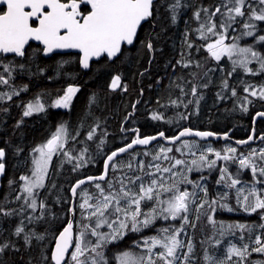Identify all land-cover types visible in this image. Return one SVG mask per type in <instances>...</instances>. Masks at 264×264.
Returning a JSON list of instances; mask_svg holds the SVG:
<instances>
[{
  "label": "snow or ice",
  "instance_id": "snow-or-ice-1",
  "mask_svg": "<svg viewBox=\"0 0 264 264\" xmlns=\"http://www.w3.org/2000/svg\"><path fill=\"white\" fill-rule=\"evenodd\" d=\"M182 7L181 0H174L167 6L171 14L173 23L177 20L178 9ZM157 8L156 0H0V54H13L15 57H25L27 48L31 47L30 42H37L38 47L35 49L41 52L43 56H50L53 53L75 50L79 54V64L83 69H89L93 60L105 58L107 61H114L122 55L126 47L133 46L139 41V32L145 22H150L155 18ZM247 10V11H246ZM205 16L202 19L201 13ZM193 18L198 22L199 27L196 31L199 38L208 40L209 34L215 37L211 43H207L206 51L209 56L219 62L223 57L231 60L233 68L236 71L237 66L242 68L245 73L257 75L264 73V56L252 47H240L237 43H226L228 39V30L233 25L243 21L242 27L245 31L241 36H254L257 31H264V28H258L256 22L264 24V0H221V2L210 7H200L193 13ZM239 18V19H238ZM234 30V29H233ZM188 32H185V43L191 49L193 44L187 39ZM241 37H234L233 41ZM258 42L264 43V34L258 35ZM149 52L153 51L151 40L139 41ZM42 46V47H39ZM236 57V59H234ZM253 62L259 63V69L254 70L248 67ZM183 68L191 66V61H185L183 54L181 60L177 61ZM197 67H202L199 63ZM0 67L8 73L7 77L0 74V85H9L12 79V73L15 66L0 62ZM20 68L24 65L20 64ZM175 70V69H174ZM209 69L208 71H212ZM204 72V76L208 75ZM232 72L228 75L231 76ZM195 81L197 74L189 73ZM183 79V78H178ZM186 81L185 85L176 84L182 96L190 95L196 97V105L202 96H197L199 88H206L207 83ZM186 84H191L188 92L185 91ZM24 86L21 90H26ZM121 87V76L115 75L110 82V88L116 90ZM223 90H228V81L222 82ZM123 91H127V86H123ZM77 86H68L63 95L55 100L54 106L57 108H69L73 97L79 92ZM244 92L247 94L240 97L241 110L248 111L247 104L252 101L248 97H254L264 100V85L258 88L255 85H246ZM14 95H19L15 88L11 93L0 94V99L6 97L11 100ZM231 96L237 97V92L231 89ZM218 99L224 100L226 97L222 93H217ZM95 99L94 97L92 98ZM159 103V101H157ZM138 103V102H137ZM193 101H183L179 97L176 100L170 99V104L179 107L183 104L185 108ZM167 107V105H162ZM135 108V105H133ZM44 105L37 100L35 103H28L23 112L24 117L33 113L43 112ZM179 119H188L191 113L185 115L178 113ZM258 117L264 118V112H258ZM151 119L155 121L164 120L162 113L153 112ZM171 122V121H167ZM96 127H99L97 125ZM122 131L126 129L122 128ZM136 136L126 146L120 147L110 154H107L103 161V171L97 176H88L86 179L78 180L70 189L73 198L79 196L82 202L78 204L82 220L88 223L82 224L81 230L74 236L73 222L68 221L63 230L59 232L55 240L54 250L51 252V264H109L105 256L104 249L109 243L123 239L129 232H139L142 228L152 226L156 220L180 221L179 226L165 227L159 230L161 236L144 239L143 245L147 253L144 255H133L129 251L123 252L117 259L119 264H157L162 261L163 264H189L194 252L192 238L189 237L187 244L181 239V233L187 235L186 226L196 228V222L201 216H206L213 230H218L222 236L235 235L239 230L241 235L238 237L242 244L237 247L229 243L226 253L222 257H212L205 254V261L208 264H244L248 256L253 252L264 254V233L253 236L256 225H247L243 223L228 224L217 221L214 216L218 211L226 210L233 212L236 209L230 207L227 201L229 198L228 191L221 192L217 196L210 197L208 187L189 178L186 173L193 171H203L205 168L211 170L217 168V162H225L219 167V180L217 184L223 185L226 189H235L236 206L246 213H262L261 220H264V188H258L257 185H264V148L251 149L247 156L237 155V148L226 147L221 151H216L211 147L201 148L195 141H183L180 147L175 151L185 155L184 149L188 150L193 158L189 161L170 156L173 152L172 147L160 146L158 152H144L145 156L151 155V160L145 164L143 161H136V153H132V160L127 163L121 162L116 158L128 152L136 145L148 146L152 141L163 139L167 143L175 144L182 137L195 136L201 139L214 135L212 132L193 131L184 128L179 131L178 135L173 137L165 136L164 132L157 135L141 137L139 129H133ZM96 134V128H92L87 133V140H93ZM79 135V133H77ZM68 137L67 129L61 125L55 133L47 140L45 144L34 149L38 157L34 158L32 178L21 176L24 181L22 193L26 194L24 203L35 212L37 210L36 189L45 187V178L48 174L49 166L54 154L62 151ZM75 139V137H72ZM224 139H228L225 135ZM253 137L247 140H237V144H247ZM264 140V136L260 137ZM100 140V145L104 144ZM98 145V147L100 146ZM87 149H82L79 156H72L70 152H64V156L69 161L76 160L73 170L86 166L88 161L85 158ZM199 152V155H197ZM209 155L213 159H209ZM5 150L0 148V175L5 172ZM259 160V163H257ZM162 161H168V166H164ZM237 162L242 170H249L251 173V185L244 183L242 185L239 175L233 176L228 169L227 162ZM127 168L128 172H123ZM174 169H183L174 171ZM117 171L123 172L120 176L112 175ZM129 172L138 173L129 175ZM179 176L177 181L175 178ZM171 179L172 183H168ZM201 180L206 179L201 176ZM12 182L9 181V184ZM90 183L96 189L95 193H90L81 186ZM180 185H191L192 191L181 189ZM55 185H53L54 187ZM239 186V187H238ZM80 190L78 193L77 190ZM199 190V191H197ZM200 193L203 195L201 196ZM166 197V198H163ZM17 200L21 199L18 195ZM149 210L145 211V206ZM195 205V219L190 220L189 216L193 212L192 206ZM210 209L208 212L205 209ZM40 209H45L44 202H40ZM204 209L205 211H201ZM69 211L75 215V210L69 208ZM14 210H6L0 205V216L10 218ZM40 217H35L39 220ZM27 219L31 222L34 217L29 216ZM218 225V228H217ZM109 231H101L102 228ZM264 229V224L258 225ZM244 232H248L247 239L255 246L249 251V243L244 242ZM26 246H31L34 233H25L23 220L14 230L13 235L20 237ZM94 238L93 239H90ZM37 240H43V236H35ZM221 240H216L217 247L221 245ZM9 242L5 241L0 244V254L8 247ZM14 250L15 246H12ZM161 249L155 252L154 249ZM186 248V251L184 249ZM71 250V251H70ZM236 257V260H233ZM48 259V257H44Z\"/></svg>",
  "mask_w": 264,
  "mask_h": 264
},
{
  "label": "trees",
  "instance_id": "trees-1",
  "mask_svg": "<svg viewBox=\"0 0 264 264\" xmlns=\"http://www.w3.org/2000/svg\"><path fill=\"white\" fill-rule=\"evenodd\" d=\"M173 2L174 0H158L156 2L157 8L155 10V18L152 20V22L149 23V26L154 27L152 32L153 34L150 38L151 42L153 43L155 52L154 57H151L146 47H143L139 42L142 39L141 36L146 38L147 35L146 31H144L146 25H143L142 30L139 34V41L135 45L136 47H138L137 53H133L124 57L121 63H105V65L100 66L98 70L92 73H87V75H91V77L85 83V80H80L81 85L84 83L83 92L78 97L71 113L63 114L62 112L50 111L45 115H39L29 119V121L26 122L27 125L16 127L15 122L16 120L20 121V119L22 118V109L24 107L20 105V101L23 98H16L11 104H9L10 111L8 113H6L5 111H0L1 140L2 135L6 133L8 135L7 140H12L11 143L13 149H15L16 151H21L22 149H29L33 145L43 142L48 137L47 134L49 133V130L53 128L57 122L69 123L71 127L76 128L78 125H80V123L84 124L86 119L92 121V118H94L97 120L100 119L103 123H105L106 131L110 134V143H115L110 148L106 144L104 145L106 149L105 153L110 154L111 151L116 150L122 144L127 142L125 140L123 141V143H120L118 141L117 143L114 141L117 140L118 136L120 139L126 138L122 133L121 126L127 119L128 113L133 111V105L138 100L140 101V103L136 108V113L131 117L130 121L127 122L128 124L126 125V128L129 130L139 129L141 135H152L161 131H165L168 136H173L172 133L168 134V119L170 117L177 116L178 113H191L188 123L184 126H190L194 125L195 122H200L199 130H209L216 133H229L232 137L237 139L247 138L252 129L253 115L259 110L264 111V103L258 102L257 105H255V107H253V109L251 110L250 115H246L241 114L237 108H234L235 105L225 107L226 105L224 104V102L219 103L215 101L213 93L209 90H211L212 88H219L220 85H218L217 87H212V84H209V82L203 80V77H205L204 72L208 71L209 69L203 72L202 77L199 76V79L201 80L198 82L200 84H208L206 88H199L198 90L202 93L205 91L209 93V100H206L209 101V103H203V106L198 105L196 107L192 99L193 103L189 104L187 108L183 107L181 109H178V107L174 105H170V107L168 108L162 107V105L166 104V99L168 100L178 91L180 92L179 88H177L175 85H185L186 81H192L191 78L193 77L189 75V73H192V70L194 71L195 67H197V63L203 65V62L206 59H204V56L202 55H198L196 58H192L190 54L194 52V49L196 47L195 43H200L199 33L196 31V29L199 27V24L193 18L194 11H196L200 7H210L214 9V6L219 4L221 0H181L182 7L178 9L177 20L175 23L171 21V14L167 10V6ZM202 16L203 14H201V17ZM186 31L188 32L187 39L193 44V47L190 49V53L187 51L188 47L185 43ZM260 47L261 46H259V49ZM182 54L185 61H191V65L193 67L191 68L190 72L189 69H185L188 70L185 71L183 67L177 64V61L181 60ZM42 66L46 67L45 64L40 65V67ZM220 67L221 70H212L216 77L215 80L217 81L218 79L219 82H223L224 80L233 78L234 85L231 87V89H242V85L244 84V82H246V78L252 76L250 74L247 76L244 75L239 69H237L236 72H238L240 77L236 76V72H232L233 67L230 64L229 60H225ZM229 72H232L231 76L228 75ZM56 73L57 75H60L65 72ZM120 73L123 74V81L127 82L130 87V89L126 92L115 91L110 88L112 77ZM40 74V71L36 69L34 71H30L29 69V71L26 72V76L32 78L30 80V90H35V88L40 89L43 87L42 85L46 84L47 88H43L46 90V93L50 97L46 96L45 98L48 97L51 99L52 91L50 88V82H47L48 79L46 76L42 77L40 76ZM77 75L78 73L76 74V76ZM35 81H37L38 84ZM247 82L262 83L264 81L259 78H252L250 80H247ZM33 83L35 86L33 85ZM159 83L161 84L160 86H158ZM190 85L191 84H186L185 87L190 88ZM141 92H143V95L141 94ZM188 96L189 95H186L185 97L188 98ZM198 96H201V94ZM93 97L95 98L94 100L92 99ZM202 97L203 100H205V97ZM181 100H184L186 102L184 97ZM157 101H159V103ZM256 106H258L257 108L259 110L256 109ZM198 107L200 111L199 114L195 113V109H197ZM149 108L150 111L148 110ZM156 110L166 116L164 120L155 121L151 119V114ZM60 116L63 118V120L56 121ZM212 122L221 123V128H214ZM257 132L259 134L264 133V120L259 121V123L257 124ZM127 137H130V139H132L134 135H127ZM130 139L128 141H130ZM82 140L84 143L87 142L88 144L87 148L91 156L90 158L88 156V163H90L89 167L84 166L73 170L74 165L77 162L76 160L69 161L68 159H65L63 157H58L52 164L47 186L39 193L40 201L46 202L48 201L46 198L48 192L53 191L54 193L60 195V193L64 191L62 197L59 198V202L60 205L62 203L67 204L64 207L65 214H63L64 212L60 209V206L58 207L59 210L57 211L58 215L64 218L60 229H62L68 222L67 221L65 223V215L67 214V220H69L70 218L69 208L71 207L72 201L70 189L77 180L82 178H79L78 175H76V171L82 170L85 171V174L93 175H99L103 171V161L105 160V158L99 153V150L101 148L100 140L98 138H95L91 141H85V138H82ZM2 144L4 145L1 147L4 148L7 153V157L5 160L7 170L3 179V187L0 193V202H4L5 200V195L7 194V183L13 172V165L9 158L8 150L5 148L6 146L3 140ZM215 144L216 146L221 147V144H223V142L220 141L216 142ZM98 145L100 146L98 147ZM239 150L242 152H248L251 150V147L239 148ZM144 151L146 150L137 149L133 152L138 154L143 153ZM23 158L26 159L25 156H23ZM23 158L17 157L18 160L16 164L18 165L17 167L19 170H17V172L19 171V173L24 167L25 161ZM126 159L122 158L119 159V161H123ZM124 163H127V161H124ZM24 170H26V168ZM13 173L16 172L14 171ZM19 173L14 174V179H16V182L18 180ZM110 174H112V172H110ZM53 185L55 186L53 187ZM89 190H92L93 193L96 192V189L94 187H91ZM8 193L14 196V193ZM212 194L213 196L215 195L214 191L212 192ZM81 202L82 199L78 196L76 206ZM147 208L148 206H145V210ZM259 213L262 215L261 212ZM218 215L219 216L216 217V220L220 222L222 221L232 224L243 223L247 225H256L257 227L258 225L264 223V220L261 221V215L250 216L244 213L236 215L222 213ZM78 218L79 214L77 213L76 219ZM175 222H178L175 223L176 225L180 224L179 220ZM210 225L211 224L208 223L206 216H201L200 220L197 221L195 233L197 234L196 238L198 239V241L201 240V238L203 241H205L208 237H210V235H212L214 230L213 226ZM157 227L158 224L155 223L148 228H142L139 232L129 231L123 237V239L117 240L107 245L105 249L108 248V250L104 249L106 257L109 261H111L112 264H114V259L111 257L115 254V252L123 253L125 251H137L139 246L143 245L142 241L153 232V229L156 230ZM6 234L7 233H5V235ZM247 237H245L244 242H251L247 239ZM0 238L2 239L3 235L0 236ZM1 239L0 243L2 242ZM239 242L241 245V240H239ZM200 248L204 249L201 245ZM157 252H159V250ZM202 253L203 250L197 254L201 259V263L199 264H205ZM256 258L257 256L252 253L250 256H248L247 263L249 262L248 264H253ZM28 260L30 259L25 258V260H23L22 255H18L13 252L11 253L9 251L0 255V264H27Z\"/></svg>",
  "mask_w": 264,
  "mask_h": 264
},
{
  "label": "rangeland",
  "instance_id": "rangeland-1",
  "mask_svg": "<svg viewBox=\"0 0 264 264\" xmlns=\"http://www.w3.org/2000/svg\"><path fill=\"white\" fill-rule=\"evenodd\" d=\"M204 16L205 15H203L201 18H204ZM256 23L258 24V28H264V24H261L260 22H256ZM242 24H243V22L241 20L239 23L234 24L233 28H230L228 30V35H229V38H230L228 43L235 42L240 47H252L254 50L260 52L262 56H264V43L258 42V39H257L258 35L264 34V31H257V33L254 36H251V37H249V36H241V34L245 31V29L242 27ZM234 37H241V38L238 39V40L233 41ZM212 38H214V37L209 34L208 40L200 39V41H199L200 43H195L196 47L194 49V52L191 53L192 58H196L198 55L204 56L203 57L204 59L206 58L205 61L203 62V65H201L202 67H195L194 71L192 70L193 73L197 74L195 82H199L201 80V79H199V76L202 77L203 76V72L205 70L211 69V67H212V69H215V70H221L220 69L221 68L220 67L221 64L225 60H229L227 57H223L219 62H217V61L213 60L209 56L208 52L205 50V45L209 41H211ZM259 46H261L260 49H259ZM261 48H263V49H261ZM187 50H188L189 53L191 52L190 49L187 48ZM189 53H188V55H189ZM185 58H186V56H185ZM234 59H236V57H234ZM229 61H230V64L232 65L231 60H229ZM213 63H214V65H213ZM192 67L193 66L191 65L188 68H184V70L185 69H189V71H191ZM248 67L251 68V69H254V70H258L259 69V63L258 62H253V63L249 64ZM237 69H239L244 75H246V76L249 75L248 73H245L244 70L242 68H240L239 66H237L236 70ZM185 71H188V70H185ZM1 74L5 75L6 77L8 75V73H6V72H2ZM215 78L216 77L214 75V72L213 71H208V75L203 77V80L206 81V82H209V84H212L213 85L212 87H217L218 85H220V87H222V82L221 81L219 82L218 79L216 81ZM252 78H259L262 81H264V73H260V74H257V75H252V76H249L248 78H246V82H244V84L242 85L243 86L242 89L238 90V88H234L236 90V92H237V97H232L231 96V87L234 85L233 78L227 79L228 85H229L228 90L225 91V90H223V88L219 87L218 88V92L216 90H214L212 92L213 95H214L215 101H217L219 103L220 102H224V104L226 105L225 107H228L230 105H235L234 108H237L238 111L241 114L249 115L251 110L253 109V107H255V105H257L258 102L264 103V100H261V99H258V98H254V97H248V99H250L252 101L251 104H247L248 111L247 112H243L241 110V106L240 105H241V103H243V101H239V98L240 97H244L245 95H247L244 92V87L246 85H249V84L255 85V86H257V88L260 85H264V82H262V83L247 82V80H250ZM192 81H193V78H192ZM51 83H50V86L53 85V86L58 87V84H54V83L51 84ZM44 85L47 86L46 84H44ZM124 85L127 86V90H128V85L121 78V87L117 88L115 91L126 92V91L122 90ZM158 86H160V84H158ZM45 88H47V87H45ZM36 90H40L39 92H44L46 94V95L44 94L45 95L44 97H46V96L50 97L46 93V90L43 87L40 88V89H35V91L33 93H29L26 90V92H24L23 99L20 101V105L24 106L23 109H22V118L20 119V121L16 120V122H15L16 123L15 124L16 127L27 125L26 122H28L29 119L34 118V117L39 116V115H45L47 113V111L50 110L48 108V105H49V102H50L51 99L47 97V100H49V101H47V100H45L46 98L45 99L43 98L44 99L43 100V99H39L38 96L33 97L35 95V92H37ZM199 93L201 94V96L204 95L202 92H200L198 90L197 96L200 95ZM217 93H222L226 97V99H224V100L218 99ZM177 98H172V97L169 98L168 101L165 104V105H167V108L170 107V105H171L170 104V99L171 100H176ZM184 98H185L186 101H188L190 99L191 100L193 99L194 105L197 107V105L195 103L196 97H192L189 94L188 98H186V97H184ZM14 99H16V98H13V100ZM208 99H209V97H208ZM13 100L12 99L8 100L6 97L0 99V111H5L6 113H8L10 110L5 105H8L7 102H10V101H13ZM37 100H39V102L44 105V111L43 112L33 113L32 115H30L28 117H24L23 116V112H24V110L26 108V105L28 103H30V102L35 103ZM203 103L207 104V103H209V101L203 100V98H202V99L199 100V105L203 106ZM227 104H229V105H227ZM50 105H51V108H54V105H52V103H50ZM171 106H173V105H171ZM183 107L184 106L182 104H180L178 109H181ZM257 107L258 106H256V109H258ZM157 110L155 112L160 113ZM259 111H263V110H259ZM18 112H19V109H18ZM199 112L200 111H199V107H198L197 109H195V113L199 114ZM184 114H186V113H184ZM186 115H188V114H186ZM165 117L166 116L164 115V118ZM189 119H190V116L186 120L185 119H179L178 115L174 116V117H170L168 119V121H171V122L170 123L167 122V128H168V131H169L168 134L172 133V135H175L176 132H178V130L183 129L185 127H190V126L194 127V129L197 128V130H199L200 122H195L194 125L184 126V125H186L188 123ZM62 120H63V118L60 116L59 118H57L56 121H62ZM100 121H101L100 119L97 120V119H94V118H92V121H89V120L86 119L84 124L80 123V125H78L76 128L71 127L69 123H59L58 122L57 125L53 129L51 128L49 130L48 137L43 142L38 143L36 145H33L29 149H22L21 151H16L15 149H13L12 143H11L12 140L11 141L7 140L8 139V135L6 133L2 135V140L5 143V146H6L5 148L8 150L9 158H10V160L12 162V165H13V172L15 171L16 173H19V171L17 172V170H19L18 167H17L18 165L16 164V162L18 160L17 157L18 158H21V157L23 158V156H25V158H26V159L23 158L25 163H24V167L21 169V172L18 174L17 182H16V179H14V174H16V173L12 172V174L10 176V179H9V181H11L12 183L9 184V181H8V183H7V194L5 195V200H4V202H0V205H3V207L6 210H10V211L14 210V214L10 218H5V217L0 216V236L3 235V238L2 239L0 238L2 240V242L0 244H2L5 241H7V242H9V245L11 246V247L9 246L2 254H4L7 251H9V248H11L13 253H16L18 255H22V259L23 260H25V258L26 259H30V260L27 261L28 262L27 264H50V256H51V252L53 250V244L55 242V239H56L57 235L61 231V229H60L61 227L60 226L62 225V223L64 221V218L60 217L58 215V213H57V211L59 210L58 207L60 206V209L64 212L65 211L64 207L67 204H63L62 203L60 205V202H59V198L62 197L64 191L62 193H60V195L54 193L53 191H50L46 195V198H47L48 201L44 202V204L46 205V208L45 209H40L39 208V204H40L41 201L39 199V193H40V191H42L47 186L49 175H50V171H51L52 164H53L54 160H56L58 157H63L65 159H68L67 157L64 156V152H70L72 156H79L80 151L82 149H87V152L85 153V158L89 162V158L91 156H90L89 150L87 148L88 144H87V142L84 143L82 138H85V141H86L87 140V133L92 128H96V134H95L93 139L98 138L99 140L103 139L105 141L104 144L101 145L99 153L103 157H105L107 155V153H105L106 149H105L104 145L106 144L110 148L115 143H110V139H109V135L110 134L107 133V131H106L105 123H103L102 121L100 122ZM212 123H213L212 125L214 126V128H221V123H218V122H212ZM61 125H64L65 128L67 129V132H68V137H67L66 142H65V147H64V149L62 151H58L57 154H54L53 159L51 161V164L49 166L48 174H47V176L45 178V181H44L45 187L42 188V189H36L35 190V192L38 193V195H36V197H35L36 200H37V210L35 212H33V210L31 208H29L24 203V199H25V195L26 194L22 193L24 181H22L20 179V177L21 176H26L29 179L32 178V170H33V167H34L32 161H33L34 158L38 157V153H35L34 149L37 148V147L42 146L43 144H45L47 142V140L50 139L51 136L55 133L57 128H59ZM97 125H99V127H96ZM77 133H79V135H77ZM72 137H75V139H72ZM124 140L125 139H120L119 136H118L117 140L114 141V142L118 141V142L122 143ZM185 140L189 141L190 143L195 141L201 148L211 147V148H213L216 151H221L222 154H223V150L226 147H229V146L237 148V155L243 154V155L247 156L249 154V152H250V151H248V152L240 151L239 147L237 145L231 143V142H223V144H221V147H219V146H216L215 143L216 142H220V141H216V142L215 141L201 142V141H199L197 139H184V140L180 141L179 143L173 144V145H168V144H165L163 141H160L157 144H155V145H153V146H151V147H149V148H147L145 150L148 151L149 153H155V152H158L160 146L172 147L173 148V152L169 154L170 156H174L176 158L183 159L185 161H189L193 157L190 154H188V150L187 149H184L185 155H183V156L180 154V152L175 151V149L177 147H180L182 142L185 141ZM87 141H89V140H87ZM260 148H264V143L251 147V149H257V150H259ZM144 152L143 153H138L136 155V161L137 162L143 161L145 164H147L151 160V155L145 156ZM131 154H132V152L129 153L128 155H125V156L121 157L120 159H122V158L126 159L127 158L126 160H123L121 162H124V161L128 162L130 159H132L133 157H131ZM197 155H199V152H197ZM88 156H89V158H88ZM126 156H128V157H126ZM213 158H214L213 156L209 155V159H213ZM28 159H30V160H28ZM117 160H119V159H117ZM162 163H163L164 166H168V164H169L168 161H162ZM224 163H223V161H218L217 162V168H215V169L209 170V169L205 168L203 171H193L192 173H186V174L189 176L190 179H192L194 181H197V182H199L201 184L206 185L208 187L210 197L213 196V194H212L213 191L215 193L214 196H217L221 192L228 191L229 198H228L227 201H224V202L228 203L230 207H233L236 210L233 211V212H228L226 210L218 211L215 214V216H214L215 219H216V217L219 216L218 214H222V213L223 214H225V213L226 214H234V215L240 214V213L241 214L244 213V214H248L250 216H254V215L260 216L261 214L259 213L260 212L259 210H258L257 213L249 214V213H246V212L242 211L239 207L236 206L235 189L229 190V189H226L225 187H223V185L217 184V181L219 180V176H220L219 167L224 165ZM257 163H259V160H257ZM89 164L90 163H88L86 165V167H89ZM227 166H228L229 172L233 176H237V174L239 175V179L241 180L242 185L244 183H247V184L251 185V183L253 181H252L251 173H250L249 170L240 169L238 163L237 162H233V161L227 162ZM25 168H26V170H24ZM126 169L124 168L123 172H128V170H126ZM182 170L183 169H174V171H182ZM26 171H28V172H26ZM123 172L117 171L115 173L110 174V176H112V175L120 176V175L123 174ZM128 174L129 175H134L135 173L129 172ZM76 175H78L79 178L80 177L83 178V177H87V176H90V175H93V174H85V171L81 170V171H76ZM201 176L205 177L206 179L201 180L200 179ZM175 179L177 181H179L180 177L177 176ZM168 183H172V180L169 179ZM91 187H93V185L89 184L87 186H84L83 188L84 189H88V191L90 193H93L92 190H89ZM180 187H181L182 190L187 188V190L192 191V186L191 185H180ZM257 187L258 188H264V185H257ZM14 191H15L14 196L12 194L8 193V192L14 193ZM197 191H199V190H197ZM18 195L21 197V199H19V200L16 199V197ZM200 195L202 196L203 194L200 193ZM163 198H166V197H163ZM192 208H193V212L189 216L190 220L195 219V211H194L195 205H193ZM205 209H207V205L205 206ZM207 210H208V212H211L210 209H207ZM76 211L79 214V218L76 219V221H75V235H77L79 233V231L81 230L80 226L82 224L88 223L87 220H82L81 219L80 209H79L78 205L76 206ZM201 211L203 212L205 210L202 209ZM63 214H65V212ZM29 216L34 217V219L31 222L27 219V217H29ZM40 216H42L41 219H39V220L35 219V217H40ZM21 220H23V227H24L25 233H27V234L34 233L35 236H43L44 239L43 240H37L35 238V236H33L32 240H31V246L30 247L26 246L25 243H24V240H23V235L24 234H21L20 237H17L15 235H13L15 228L20 225ZM67 221H69V220H67V214H66L65 215V223ZM261 221H263V220H261ZM155 223L158 224V227L156 229L157 231L155 229H153L152 230L153 232L151 234H149L145 239H150L151 237H154V236H157V237L161 236L162 234L159 232V230L162 229V228L170 227V226H179V225L175 224V223H178V222H175V221H172V220L165 221L163 219H158V220L155 221ZM223 223L225 225L232 224V223H227V222H223ZM196 224H197V222H196ZM210 226H212V225H210ZM186 227H187L186 228L187 235H185L184 233H181V237L180 238L184 240L185 244H187L189 237L192 238V242L194 244V252L192 253V260L189 262V264H199V263H201V259L198 257L197 254L200 251H202V250H203L202 257L204 259L205 254H207L209 256H212V257H222L226 253V249L229 246L230 242L232 244H235L237 247L241 246L240 242H239L240 239L238 238L241 235L239 230H236L235 235H228L226 233L224 236H222L220 234V232L218 230H216V231H214L212 233V235H210V237L207 238V240L203 241L202 238H201V240L198 241V239L196 238L197 234L195 233V229H193L190 225L186 226ZM217 228H218V225H217ZM101 231H109V230L105 227V228H102ZM5 232L7 233L6 235H5ZM262 233H264V229H261V228L257 227V228H255V230L253 232V236L261 235ZM248 235H249L248 232H244V236L245 237H247ZM89 238L94 240V238H91V237H89ZM216 240H221L222 241V243H221V245L219 247H217L216 244H215ZM18 242H20L22 244V246L23 245L25 246V250H23V251L20 250V247L17 246ZM13 245L15 246L16 249H19V251L14 250V248L12 247ZM200 245L204 249H201ZM249 245H250L249 251H251V247H254L255 245L252 242H249ZM105 250H108V248L105 249ZM158 250L160 251L161 249H159V248L154 249L155 252H157ZM184 251H186V248L184 249ZM129 252H131L133 255H137V256H139V255L146 256L147 255V253L145 251V248H144V245L139 246L137 251H129ZM19 253H21V254H19ZM2 254H0V255H2ZM122 254H123L122 252H120V253L115 252V254L112 255L111 258L114 259L113 260L114 264H119V261H118L117 257L122 255ZM254 254L257 256V258L255 259L253 264H264V254H259V253H254ZM46 256L48 257V259L44 258ZM105 256H106V254H105ZM236 259H237L236 257H233V260H236ZM109 262H111V261H109ZM204 262H205V264H208V262L205 261V259H204ZM248 263H247V260L244 262V264H248ZM157 264H163V262L162 261H157ZM177 264H179V261L177 262ZM229 264H231V261H229Z\"/></svg>",
  "mask_w": 264,
  "mask_h": 264
},
{
  "label": "flooded vegetation",
  "instance_id": "flooded-vegetation-1",
  "mask_svg": "<svg viewBox=\"0 0 264 264\" xmlns=\"http://www.w3.org/2000/svg\"><path fill=\"white\" fill-rule=\"evenodd\" d=\"M201 14H203V12ZM203 15H205V14H203ZM150 22H152V21H150ZM150 22H146L143 24V25H146L144 31H146L147 35H146V38L141 36V38H142L141 41L150 40V38L153 34L152 32H153L154 27L149 26ZM139 34H140V32H139ZM139 34H138V36H139ZM214 40H215V37L212 38L211 41H209L208 43H211ZM229 40H230V38L228 35V39L226 40V43H228ZM30 43L32 46L27 48L26 56L23 58L15 57L13 54H0V62H3L4 64H11V65L15 66V70L12 73V79L10 80L9 85H0V94L11 93L12 89L15 88L17 91H19V95H14L12 97V100H13V98H23L24 92H26V90L29 93H33L35 90H30V82H29L32 78H29L28 76H26V72L29 71V68H30V71H34V69L38 68V71H40V73H41L40 76H42V77L46 76L47 77V79H48L47 82H50V83L52 82L54 84H58V87L53 86V85H51V87H50L51 91H52V93H51L52 97H51V100H50L49 105H48V108L50 110H48L47 113H49L50 111L62 112L63 114L71 113L72 109L75 106V103H76L78 97L83 92L84 83L87 82L91 77V75H87V73H89V72L92 73V72L98 70V68H100V66H102V65H105V63H107V64H112V63H117V62L121 63L123 61L122 59H124V57L138 52V47H136L135 46L136 44H134L133 46L126 47V49L123 51L122 55L117 57L114 61H107L105 58H101V60H99V61L93 60L91 62L89 69H83L79 64V54L75 50L56 52V53H53L50 56L46 57V56H43V54L41 52H37L35 50L38 47L37 42H30ZM206 45H205V48H206ZM39 47H42V46H39ZM147 51L149 52L148 49H147ZM149 54L151 57L152 56L154 57V55H155L154 50L149 52ZM45 62H48V63H45ZM20 64H23L24 67L20 68L19 67ZM42 64H45L46 67H43V66L39 67ZM37 65H39V66H37ZM2 72H4V69L2 67H0V74ZM53 72H55V73H53ZM56 72H59V73L65 72V73L57 75ZM234 72H236V71H234ZM77 73H78V75L76 76ZM235 74H236V76L240 77L238 72H236ZM117 75H120L122 80H123V74L122 73L117 74ZM80 80H85L82 85L80 83L81 82ZM191 80H192V78H191ZM193 82H195V81H193ZM125 83L128 85L127 82H125ZM70 85L79 87L80 91L77 92L76 95L73 97V100H72L69 108H57L55 106H54V108H51L50 103H52V105H54L55 100L58 99L59 97H61L63 95L64 91L66 90V88ZM24 86H27L26 90H21L24 88ZM42 86L47 87L45 85H42ZM190 86H192V85H190ZM190 88L185 87V91L188 92ZM220 88H222V87H220ZM129 89H130V87L128 85V90ZM214 90H216L218 92V88H212L210 90V92H213ZM39 91L40 90H37V92H35V95L33 97L38 96L39 99H43V98L45 99V97H44L45 93L39 92ZM141 94L143 95V92H141ZM203 94H204L203 96L205 97V100H207L209 97V93L207 91H205V92H203ZM177 97H180V99H182L185 96H182L181 92L178 91L175 95L172 96V98H177ZM45 100H47V98ZM13 101L7 102L8 105H5V106L8 109H10L9 104H11ZM47 101H49V100H47ZM167 101L168 100L166 99L165 102H167ZM139 103H140L139 100L136 101V103L134 104L135 108H133L132 112L128 113L127 119L125 120V122L121 126V130H122V128L126 129V131H122V133L125 135V137H126L125 141H127V143L131 142V140L136 136V132L132 131L133 129H130V130L127 129L126 125L128 124L127 122L130 121L131 117L136 113V108H137ZM255 114L253 115V118H254ZM56 125H57V123L55 124V126ZM262 134L263 133H261V135ZM127 135H135V136L132 139H130V137H127ZM256 136L258 137V136H260V134L257 132ZM129 139H130V141H128ZM0 142H1L0 145L3 146L4 144H2L1 138H0ZM148 210H149V208H147L145 211H148ZM17 246L20 247L21 251L25 250V246L23 245L24 246L23 247L20 242H18ZM9 252H12L11 248H9ZM109 263L112 264L111 262H109Z\"/></svg>",
  "mask_w": 264,
  "mask_h": 264
},
{
  "label": "water",
  "instance_id": "water-1",
  "mask_svg": "<svg viewBox=\"0 0 264 264\" xmlns=\"http://www.w3.org/2000/svg\"><path fill=\"white\" fill-rule=\"evenodd\" d=\"M158 0H156V2H157ZM152 21V20H151ZM146 23V22H145ZM259 112H264V111H259ZM260 120H264V118H261V117H258L257 115H255V118H254V120H253V124H252V129H251V133H250V135L247 137V138H245V139H237V138H234V137H232L229 133H216V132H213V131H209V130H197V129H194V128H192V127H185V128H189V129H191V130H193V131H206V132H212L214 135H212V136H209V137H207V138H204V139H201L200 137H195V136H189V137H182L181 138V140H179V141H176V143L175 144H177V143H179L180 141H182V140H184V139H197V140H199V141H201V142H208V141H222V142H231V143H233V144H235V145H237L238 147H241V148H243V147H248V146H251V145H257V144H259V143H261V142H263L264 140H261L260 139V137L261 136H264V134H260V136H256L257 135V124H258V122L260 121ZM184 129V128H183ZM183 129H180L179 131H181V130H183ZM179 131L175 134V135H178V133H179ZM161 132H164L165 133V136H167V137H173V136H175V135H173V136H168L167 135V133L165 132V131H161ZM160 133V132H159ZM159 133H156V134H152V135H144V136H141V134H140V132H139V135L141 136V137H145V136H153V135H157L158 136V134ZM225 135H227L228 136V139H224V136ZM253 137V139L249 142V143H247V144H243V145H241V144H237L236 143V141L237 140H247L249 137ZM160 141H163L165 144H168V145H173V144H170V143H167L165 140H163V139H158V140H156V141H152V143H150L148 146H141V145H136V146H134L132 149H130L128 152H126V153H122V154H120L116 159H119V158H121V157H123L124 155H126V154H128V153H130V152H132V151H134V150H137V149H147V148H149V147H151V146H153V145H155V144H157L158 142H160ZM1 143V142H0ZM130 143V142H129ZM128 144V143H127ZM127 144H125V145H123V146H126ZM123 146H120V147H123ZM119 147V148H120ZM0 148H2L1 147V145H0ZM4 149V148H3ZM118 149V148H117ZM5 150V149H4ZM5 153H6V150H5ZM5 158H6V156H5ZM106 159V158H105ZM224 163V162H223ZM6 164H5V172H4V174L3 175H0V193H1V190H2V187H3V179H4V177H5V174H6ZM100 175V174H99ZM109 175H110V173H109ZM90 176H97V175H90ZM88 177V176H87ZM81 179H86V177H83V178H81ZM80 180V179H79ZM78 181V180H77ZM76 181V182H77ZM75 182V183H76ZM74 183V184H75ZM73 184V185H74ZM90 183H86V184H84V185H82L81 187L83 188L84 186H87V185H89ZM72 185V186H73ZM78 192H79V189L77 190ZM70 195H71V192H70ZM77 198H78V196L76 197V198H73L72 197V195H71V199H72V201H71V207L70 208H73L74 210H75V213H76V202H77ZM75 219H76V214L75 215H73L72 214V212H70V219H69V221H71V222H73V226H74V236H75ZM66 226V225H65ZM64 226V227H65ZM63 230V228L61 229V231ZM59 235V234H58ZM58 237V236H57ZM54 246H55V244H54ZM53 250H54V247H53ZM52 250V251H53ZM71 251V250H70Z\"/></svg>",
  "mask_w": 264,
  "mask_h": 264
},
{
  "label": "bare ground",
  "instance_id": "bare-ground-1",
  "mask_svg": "<svg viewBox=\"0 0 264 264\" xmlns=\"http://www.w3.org/2000/svg\"><path fill=\"white\" fill-rule=\"evenodd\" d=\"M33 66H34V65H33ZM33 66H32V67H33ZM37 66H39V65H37ZM37 66H36V67H37ZM30 67H31V66H30ZM39 67H40V66H39ZM29 69H30V68H29ZM33 69H34V68H33ZM39 69H40V68H39ZM31 70H32V69H31ZM34 70H35V69H34ZM36 70H38V68H36ZM31 74H32V72H31ZM38 74H39V73H38ZM35 75H36V74H35ZM32 77H33V75H32ZM35 80H36V79H35ZM29 82H30V81H29ZM35 82L37 83V81H35ZM30 83H31V82H30ZM37 84H38V83H37ZM33 85H34V83H33ZM34 86H35V85H34ZM30 87H31V86H30ZM35 89H36V88H35ZM36 91H37V90H36ZM142 104H143V103H142ZM145 104H146V103H145ZM145 104H144V105H145ZM148 110L150 111V108H149ZM149 111H147V112H149ZM257 113H258V112H257ZM257 113H256V114H257ZM256 114H255V115H256ZM20 118H21V117H20ZM254 118H255V116H254ZM254 118H253V120H254ZM57 123H58V122H57ZM104 158H106V156H105ZM14 194H15V191H14ZM56 238H57V237H56ZM55 240H56V239H55ZM54 244H55V242H54ZM53 247H54V245H53Z\"/></svg>",
  "mask_w": 264,
  "mask_h": 264
}]
</instances>
